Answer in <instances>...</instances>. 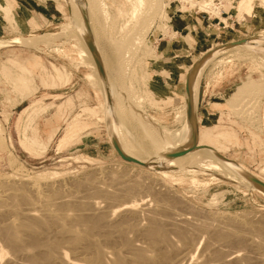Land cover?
I'll list each match as a JSON object with an SVG mask.
<instances>
[{"label": "rangeland", "instance_id": "1", "mask_svg": "<svg viewBox=\"0 0 264 264\" xmlns=\"http://www.w3.org/2000/svg\"><path fill=\"white\" fill-rule=\"evenodd\" d=\"M159 1L138 0L141 5L136 0L95 1L106 8V17L99 14V20H95L98 26L95 37L91 32L94 39L97 34L102 35L99 40L102 46L95 43L99 54L95 57L87 47L89 35L83 12L74 1L0 0V189L13 182L35 184L45 195H51V190L60 194L57 196L64 197V202L73 201L72 197L76 196L75 199L84 203L76 208L79 214L92 215L94 203L102 214L115 212L109 218L111 221L127 214L123 207L128 206L127 210H134L137 216L133 214L131 223L138 230L147 229L148 223L155 219L163 223L170 241L164 248L173 249L175 256L177 253V258L172 259L174 264H215V261L216 264H263L264 251L255 247L256 234L243 232L247 235L242 237L246 246L223 243L213 234L239 227L237 223L225 227L223 216H243L253 223L264 219H261L264 217V52L243 47L225 49L242 41L264 38V0H212L213 8L210 4L207 8L201 6L210 0ZM72 25L79 27L75 26V30ZM83 28L85 35L80 33ZM100 49L109 55V63H116L121 56L123 62L129 63H123L126 65L124 81L121 78L122 91L119 88L111 99L110 105L117 110L113 114L102 89L106 68L101 65L95 70L90 65L102 59ZM129 52L131 56L124 57ZM191 71L195 74L190 82L191 93L196 75L198 90L197 97L192 95L187 100ZM247 82L254 84L252 91ZM116 100L125 105L129 100L130 104L133 102L135 115H130L123 104L127 112L124 116H134L136 122L144 116L145 129L149 127L167 135L179 133L189 115H193L197 127L196 151L180 158H167L162 153L169 151L170 145L152 147L142 140L139 144L125 132L124 119L118 113L122 110L116 106ZM113 119L118 122L119 134L115 133ZM178 146L175 148L179 155H184L188 148L181 149L183 144ZM191 154L192 161H188ZM208 155L217 156L218 161H229L244 175L237 172L240 177L237 179L236 172L232 177L215 162L208 167L210 160L199 161L200 156ZM187 162L190 165L183 166ZM143 163L165 165L166 169L150 170ZM176 166L184 169L177 170ZM187 168L191 170L184 172ZM229 170L234 173V169ZM82 178H92L108 194L99 195L90 189L74 194L72 185ZM127 187H135L136 192L133 190L127 196ZM168 198L174 199L173 202ZM163 206L172 209L171 212L165 214ZM180 217L192 221L186 226L179 223ZM221 222L223 225L218 226ZM210 228L216 232L211 233ZM180 229L188 236L185 244L176 234ZM140 231L128 232L126 236L134 245L145 246ZM95 239L99 240L96 236ZM97 241L98 245H109L101 239ZM0 245H3L1 238ZM4 257L1 264H10V255ZM19 262L25 263L23 259Z\"/></svg>", "mask_w": 264, "mask_h": 264}, {"label": "bare ground", "instance_id": "2", "mask_svg": "<svg viewBox=\"0 0 264 264\" xmlns=\"http://www.w3.org/2000/svg\"><path fill=\"white\" fill-rule=\"evenodd\" d=\"M72 1H74L75 5L79 6L81 8L82 12H83V18L85 20V25H84V22H83V25H84V27H85L88 35H89V36H87V39H86V41H87V47L89 48L90 54H92L93 56L97 57V55H99V54L97 53L98 52L97 51L98 49L95 47V43L97 41L98 42L97 45L100 44L99 47L102 46L101 45L102 42L101 41H100L101 43L99 42V40H101L100 38H102V35L99 37L98 34H97V38L94 39L93 36H92V33H93V35L95 37V31H96V28L98 27V26L96 27L95 20L96 19L99 20V18H98L99 17V14L100 15L102 14L101 16H103V13L105 14L106 8H105L104 5H101L102 3L101 4L98 3L101 6H98L95 3V1L97 2L99 0H72ZM141 1H143V0H141ZM148 1H150V0H148ZM70 3H71V0H70ZM135 3H138L139 4L140 2H138V0H136ZM151 3H153V2H151ZM151 3H149V6H150ZM206 3H203L205 5L202 4L201 6L202 7H204L206 5L209 6V4H210L211 8H213V5L214 4H212L213 3L212 0H210V1L206 2ZM72 4H73V2H72ZM140 5H141V3H140ZM242 6H244V5H242ZM79 7H77V8H79ZM206 8H207V6H206ZM238 8H241V7H238ZM99 9H101V10L99 11ZM129 10H131V9H129ZM97 11H99V12H97ZM133 13L135 14V12H133ZM78 16H80V15L78 14ZM163 16H164V14H163ZM104 17H106V14H105ZM99 23H101V22H99ZM72 26H74V25H72ZM75 26L79 27V25H75ZM75 26H74V28H75ZM69 27H71V26H69ZM76 29L77 28H75V30ZM79 30H80V28H79ZM83 30H84V28L82 29V32H80V33H83ZM83 35H85V34L83 33ZM84 37H86V36H83V38ZM139 38H140V36H139ZM139 38H136V40L139 39ZM141 38H140V40L142 41ZM136 40L134 42H136ZM140 40H138V43L140 42ZM138 43H136V44H138ZM136 44L134 43V45H136ZM133 47H135V46H133ZM136 47H135V49H136ZM233 47L234 48L235 47L250 48L252 50L254 49L255 51L264 52V38L259 39V40L255 39V40H250V41H242V42H239V43H237L235 45L225 47V49L226 50H230ZM137 49H138V47H137ZM128 50H130V49H128ZM84 52L87 53L86 50H84ZM100 52H102L101 49H100ZM90 54H87V55H90ZM126 54H128V56H129L130 52L129 53H125L124 57L127 56ZM131 54H132V52H131ZM131 54H130V56H131ZM133 54H135V53H133ZM83 56H85V55H83ZM107 56L109 57V55L103 49L102 59L100 60V58H98V60H97L98 63L97 64L92 63L90 65H92L93 67L92 66H90V67L95 68V70H97L96 67L100 68V66L103 65L106 68V70H105L106 77H103L102 79L101 78L100 79H101L102 84H103L102 89L104 88L103 89V91H104V98L109 102V103L106 102V103H108V105L107 104L106 105L108 106V108H110V111L113 114V112L114 111L117 112V110L116 109L114 110L112 108V106L110 105L111 104V99H113V97L115 95H117V93L119 92V88L121 90V86L123 84L121 78L123 79V74H125V67L124 66L126 65V64L124 65L123 63H126L127 61L126 62L125 61L123 62V56L119 55L121 57L120 58L118 57L119 59L117 58V60H115L116 63H114V61H113V63H109L108 60H107ZM130 61H131V59H130ZM262 62H263V65H264V61H262ZM205 63H207V61ZM193 71H191V73H190L189 88H188V91H187V100H189L190 96L192 97V95H193V97H197L196 95H197L198 82H199V77H197V75L194 78L193 85H192V89H193L192 92H193V94L191 93L190 82H191V78L194 77V75H195L193 73ZM123 81H124V79H123ZM99 82H100V80H99ZM249 83H252V82L249 81ZM248 84L246 85L247 87H248ZM252 85H254V84H251V85L249 84V86H251L250 87V90L251 91H252V87H253ZM244 88H246V87H244ZM258 88L261 89V87H258ZM247 90H245V91H247ZM237 91H241V90L239 89ZM248 92H249V90H248ZM124 94L126 95V93H124ZM126 97H128V96H126ZM122 99H124V98H122ZM138 100H140V99H138ZM123 102H125V101H123ZM116 103L114 102V104H116V106H120L121 107L120 109L122 110V111H120L118 113L121 115V118L124 119V122H123V125L125 127L124 130L133 139H136L138 142H139V140H142V143L143 144L145 143V144L151 145L152 147L166 145V144L170 145L172 148L169 149V151H166V153H162L167 158H180V157L185 156V155H187V154H189V153H191L193 151H196V147H197V145H196L197 127H196V120H195V117L193 115H189V118L187 119L186 126L185 127L183 126L184 128L182 130H180L179 133L177 132L176 135H173V134L167 135V134L161 133L162 131H160V132L158 131L157 132V131H155L153 129H150L149 127L145 129V127L147 126V125H145L147 120L145 119L144 116L142 118H140L139 120L137 119V122H136V117L134 118V116L131 117V116H129V114L128 115L125 114V116H124V113H127L125 111V109H124V106L127 108L126 110H128L130 112V115H135V111L133 110L134 104H133V102H131L132 104H130V100H129L128 103H126V105L123 103L124 106H123L122 102L119 103V100ZM237 105H238V103H237ZM193 106H194V104H193ZM114 108H115V105H114ZM194 109H195V106L193 108V113H194ZM235 109H236V106H235ZM140 116L141 115L139 114V117ZM115 119H117V118H115ZM116 121H114V119H113V123H114V126H115V133H118V132H116V129H118L116 127V124L118 122H116ZM142 124H144V125H142ZM143 126H145V127H143ZM116 136H117V134H116ZM119 138H120V136H118V139ZM185 139H189V140L185 141L186 142L185 143L183 141ZM120 141H122V140H120ZM139 144H140V142H139ZM181 144H183V148H181V149H184L186 147L188 148L185 151L186 153L184 155H179V152L180 151L179 150L177 151V149L175 148V146L177 147L178 145L180 146ZM127 152H128V150H127ZM138 154H140V153H138ZM216 157L217 156H209L208 155V156H200L198 159H199V161H202L203 159H208V162L211 161L210 162L211 164L209 163V166L208 167H212L213 166L212 163H214V162L217 163L218 166H220V168L222 170H225V171H222V172H226V171L227 172H230L228 174L233 175L232 177H235L236 176L235 175V172H236V174H237V172L238 173L241 172V169L239 167H235V165H233L232 163H230L229 161L224 160V159L219 160L220 161L219 162L218 159H216ZM191 158H193V155L192 154L190 155V158H188V161H189V159L191 160ZM145 159H147V158H145ZM193 162H195V160H193ZM197 162H198V160H197ZM184 163H185V161H184ZM206 164H208V163L206 162ZM217 164H216V166H217ZM144 165L148 169H150V170H152L155 167L156 168L158 167V168H161V169H166L165 165H153V166H149L148 164H144ZM181 165H183V164H181ZM188 165H190V162H187V164H185L183 166H188ZM200 165H202V167H203V163L200 164ZM175 168H177V170H180V171L182 169H184V167H177V166ZM192 168H193V166H192ZM213 169H215V168H213ZM229 169H234V173L231 172L232 170L230 171ZM185 170L186 171H184V172H188L191 169L190 168H187ZM242 173H240V174H242ZM243 175H244V173H243ZM240 176L242 177V175H240ZM227 177H229V176H227ZM237 177H238V174H237ZM239 178L240 177H238L237 179H239ZM91 179L92 178H89V179L88 178H84V179L82 178L80 180L78 179V181H74V183H73L74 185H72V186H74L73 190H75V191H73L74 194L79 193V191H81L83 189H85V190L86 189H90V191H92V190H94V192L97 191L96 193H98L99 195L106 196L108 194V191L102 189L103 187H101V188L97 187L94 184V181H92ZM234 181H235V179H234ZM28 182H30V181L28 180ZM16 184H18V185H16ZM117 184H120V183H117ZM136 184H137V182H136ZM7 185L8 184H6V186L4 185V187L0 189V238H1L2 243H3V245H0V264L2 263V261L4 262V258H5L4 256H6L8 254L11 257L10 259H12L11 262L8 260L10 262V264H20L22 262H19V261L22 260V259H23V262H25V263H22V264H174L172 262V259L175 256V253H174L173 249H168L167 250V249L164 248V246H166L165 244H168V242H170L169 239H168V236H167V232H166L168 230L165 229L164 225H162L163 223L161 222L162 223L161 224L158 221V219L157 220L155 219L156 221L155 220H152L151 223H150V225L148 223V225H147L148 228L147 229H145L143 231L140 229L142 231L141 232L140 230H138L139 228H136V226L132 224L133 223L132 222V218H133V214H134V212H132V211H134V210H132V211L129 212L127 210V207L128 206H126V205H124L126 207H123V209H125L127 211V212H125L127 214H122L123 216H121V217L119 216V219L117 221H111L110 220L111 219L110 217L115 212H112V214H110V215L109 214H107V215L106 214H102V212L98 211V209L96 207L97 205L94 202H93L94 204L91 205V206L94 207L95 210L92 211V215L90 214L88 216V215H84L82 213L79 214V211L76 208H79L78 205H81V204H84V203L79 202L77 198L75 199L76 196L75 197H72V198H74V199H72L73 201L64 202L63 201L64 197L57 196V195H60V194H58V193L55 194V191H54L53 188H52L53 191H54L53 193L58 198L52 193V190L51 189H50L51 190V195H49V196L48 195H45L44 192L42 193V191H41L42 189L40 190L38 187L34 186L35 184L33 185V184H30V183H22V182H20V183H16L15 182L14 183L13 182V183L10 184V186L9 185L7 186ZM137 185H140V184H137ZM142 185H145V184H142ZM145 187L147 189V186H145ZM245 187H247V186H245ZM140 188H142V187H140ZM162 188H164V186H162ZM134 189H136V188L135 187H131V188H128L127 187V189L125 190L127 196H128L129 193L132 194ZM167 189H169V188H167ZM48 190H47V192L46 191L45 192L46 193H49ZM85 190H84V192H86ZM164 190L167 192L166 189H164ZM169 190H168V192H169ZM57 191H59V190L56 189V192ZM158 191H157V193H158ZM163 191H161V192H163ZM115 192L119 193L118 191H115ZM134 192H136V191L134 190ZM138 192H140V191H137V193ZM168 194L170 195V193H168ZM163 195H165V194H163ZM70 196H72V195H70ZM154 196L152 198H154ZM166 196H167V194H166ZM52 197H54V198H52ZM77 197H79V195ZM159 197H161V195ZM155 199H157V197H155ZM137 200L140 201L139 199H137ZM162 200H166V199H162ZM168 200H169V198H168ZM172 200H174V199H172ZM172 200L170 198L169 201H172ZM156 202H158V203H162V202L166 203L165 201L159 202L158 200H156ZM164 203H162V205ZM168 203H171V202H168ZM129 204H131V203H129ZM134 204H136V203H134ZM174 204H176V203H174ZM164 205H168V204L166 203ZM88 206H90V205H88ZM156 206H158V204ZM67 207H72V209L69 210V208L67 209ZM141 207H143V206H141ZM170 208H172V207H170ZM173 208H175V207H173ZM128 209H129V207H128ZM130 209H131V207H130ZM125 210H123V211H125ZM146 210L149 211V209H146ZM155 210H156V208H155ZM163 210L165 212L166 211L169 212L172 209H169L167 207L165 209V207H164ZM163 210L161 209L162 212H163ZM143 212H144V210H143ZM160 212L158 211L157 213H160ZM167 212L165 214H167ZM117 213H120L121 214L123 212H117ZM163 213H162V215H164ZM136 215H138V214H136ZM134 216H135V214H134ZM135 217H137V216H135ZM148 217H149V215L147 216V218ZM205 217H204V219H205ZM219 217H221V216L219 215ZM242 217L243 216H241V218H240V216H230V217L229 216H227V217L226 216H223V217H221V218H223L222 220L225 221V225H227L225 227H228L229 225H233V223L234 224L237 223L239 225V227L237 225H236L237 227L235 226L236 228L232 226L233 229L231 227H229L230 229H232V230H229V231L228 230H226V231L219 230V229H221V227H220L218 229L219 231L217 230L218 232L213 231V232H216L215 235L213 234V236H215V238H217V239L223 240L222 241L223 243H227V244L228 243H232V244L235 243V244H237L239 246H241V245L244 244V246H246L245 245V244H247L246 241H244V239H242L243 235H245V234H243V232H246V233L250 232V234L251 233L252 234L254 233V234L257 235V238H258L257 239L258 242H256L255 247L258 249V251L259 250L264 251V219H263L264 217L261 218V219H263V221H259L257 223H255V222L253 223V220L252 219H249V221H247L248 218L245 219L246 220L245 221L244 218H242ZM185 218L180 217V219L178 221H179V223H182V224H184V225L187 226L190 223L188 221H192V220H186ZM217 218H218V215H217ZM150 219H152V218H150ZM204 219H201V220H204ZM241 219H243L244 221H242ZM193 221H194V219H193ZM195 221H197V220L195 219ZM219 221H221V220L219 219ZM198 222H201V221L199 220ZM177 225H179V224H177ZM209 225H211V224H209ZM222 225H223V223L220 224V225H218V226H222ZM195 226H197V225L195 224ZM200 226L201 225H198V227H200ZM225 227L224 228L222 227V229H225ZM229 228H227V229H229ZM204 229H206V228H204ZM137 231L138 232L140 231L141 234L140 233L139 234L141 235V238H144L145 239V241H146V245L145 246H143V245H141V246L140 245H134L129 240V238H127L126 234L128 232L138 233ZM198 231H201V229L200 230L198 229ZM209 231H211V228H210ZM173 232H176V231H173ZM213 232L211 231V233H213ZM222 232H227V233H225L226 235H224V234H222ZM176 234L178 236V239L180 241H183L184 244H185V242L187 240V237H188V236L185 235V232L181 231V229H180V231H178V233H176ZM189 234H190V232H189ZM140 235H139V237H140ZM197 235H199V234H197ZM210 235L212 236V234H210ZM95 236L97 238H99L98 241H100V239H101L102 240L101 242L107 243L109 245H98L99 242L95 239ZM245 236H247V235H245ZM193 237H194V235H193ZM189 238H191V236ZM232 239H234V242H231ZM96 241L98 243H96ZM189 242L191 243V241H189ZM189 242H188V244H189ZM239 250H240V248H239ZM214 254H216L215 255V257H216L217 256V253H214ZM224 254H226V253H224ZM176 256H177V253H176ZM243 256H244V254H243ZM218 257L219 256H217L216 258H218ZM182 260H185V259H182ZM216 263H218V262L215 261V264Z\"/></svg>", "mask_w": 264, "mask_h": 264}]
</instances>
